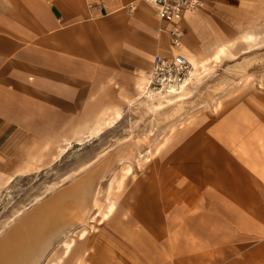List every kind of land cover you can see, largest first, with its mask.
<instances>
[{"label": "crops", "instance_id": "1", "mask_svg": "<svg viewBox=\"0 0 264 264\" xmlns=\"http://www.w3.org/2000/svg\"><path fill=\"white\" fill-rule=\"evenodd\" d=\"M217 1L183 14L177 52L187 60H203L196 11ZM168 27L148 0H0V192L54 164L66 143L79 147L93 123L102 130L137 96L153 57L177 53ZM252 82L242 95L253 103L238 95L217 127L193 135L187 156L127 199L125 220L74 240L75 264H255V240L264 242V78Z\"/></svg>", "mask_w": 264, "mask_h": 264}, {"label": "rangeland", "instance_id": "2", "mask_svg": "<svg viewBox=\"0 0 264 264\" xmlns=\"http://www.w3.org/2000/svg\"><path fill=\"white\" fill-rule=\"evenodd\" d=\"M196 12L198 14L195 29H204V35L196 31L197 42L204 48V51L198 53L201 59H209L221 45L225 52L217 64L207 66L209 71L200 80L195 93L177 104L162 101L161 108L156 111L152 106L158 102L148 100L143 95L136 96L134 89V94L128 95V100L122 101V110L112 125L105 124L100 132L93 133V124L85 135L80 137L82 141H76L79 147L67 151L70 144L66 143L58 150L56 162L42 172L38 171L34 176L9 183L7 181L5 189L0 192V236L12 228L22 214L30 213L35 206L47 202L53 193L67 189L72 182L76 184L77 179L74 178L82 173L75 174L74 171L83 164L100 156L102 157L98 162L103 158L107 159L112 150H124L128 152L130 174L123 178L120 185L114 181L113 190H110L109 195L105 189L111 177L110 174L105 176L102 179L104 182L100 181L102 189L98 197V207L87 215L84 223L78 224L76 221V227L68 228L64 237L55 239L39 263L49 264L59 259V264H75L71 257L77 246L73 242L80 230L85 231L82 237L92 236L102 233L109 222L125 220L127 199L137 194L141 184L151 180L157 171L170 169V164L174 163L173 159L187 156L190 148L185 145L189 144L187 142L193 139V135H206L211 127H217L224 116L238 104V95L253 103L251 93H242L253 90L252 74L264 78V0H218L206 10ZM247 35H252L253 40H245ZM136 88L139 93L138 83ZM185 119L188 122L177 127ZM173 126L172 133L163 140L162 137ZM159 142L163 144L161 143L158 152L154 153V144ZM62 154L63 157L57 159ZM93 165L96 164L90 165L89 168ZM111 173L117 181L120 177L119 167L116 165ZM70 178H73L71 182ZM53 185L52 190L44 193L47 187ZM110 198L114 200V212L109 220L98 224L97 220ZM89 216H94L93 220H90ZM66 237L72 239V244L70 255L63 261L61 242ZM255 252V264H264V242L255 240Z\"/></svg>", "mask_w": 264, "mask_h": 264}, {"label": "bare ground", "instance_id": "3", "mask_svg": "<svg viewBox=\"0 0 264 264\" xmlns=\"http://www.w3.org/2000/svg\"><path fill=\"white\" fill-rule=\"evenodd\" d=\"M245 40L250 42L253 40V36L247 35ZM223 54L224 50L218 48L217 51L210 55L209 59L197 60L196 58H189V60H187L191 67L189 77L184 84L178 87L168 86L162 87L161 89H154L151 84H149L146 75H143L142 77L140 76L137 81L138 95H143L151 101L156 100L158 104L152 106L156 111L161 108L162 101L170 104L176 102L175 104H177L178 101L187 99L195 93L197 87H199L200 80L209 71V67L207 66L210 64L212 66L217 64ZM118 117L119 111L113 110L112 117L106 118V120L103 121V124L111 125L113 121L118 119ZM185 122H188L187 119L180 122L177 127ZM93 124L95 125V129L92 132L96 133L100 130V126L98 122ZM173 130L174 126L166 132L167 134L164 135V137H162L164 138L163 140H166L167 135L171 134ZM84 135L85 133L82 136ZM81 139L82 138L76 141L81 142ZM161 143L162 142H159L158 144L156 143L154 144L155 146L152 144L155 149L154 153L158 152ZM109 154L110 155L107 159L103 158V160L98 162L102 157L100 156L99 158H94L92 161L89 160L90 162L83 164V166L74 171L75 174L82 173H80V176L74 178L77 179L76 184H73L72 182V185L69 187L66 186L67 189L65 188V190L60 191L57 194L53 193L50 200L47 202L35 206L30 213L22 214V217H18L16 224H13L12 228H10L4 235L2 234L0 236V264H39L47 254L55 239H58L61 236L64 237L65 234L68 233V228L73 226L76 227V221L78 224L84 223V219L87 215L92 213V210L95 207H98V197L102 189L100 181L110 174L111 179L105 189L107 195H109L110 190H113L112 185L114 184V181L117 185H120L123 178L130 174L131 168L128 163V152L126 153L124 150L120 149L115 151L112 150ZM94 163L96 165H93L90 169L89 166ZM116 165L119 167L120 173V177L117 178V181L114 178L115 175H112L113 173H111L112 168ZM71 179L73 178H70L69 181ZM53 188L54 185L52 187H47L44 193ZM114 208V200L110 198L104 212L97 220L98 224L107 220L114 212ZM93 218L94 216L90 217V220H93ZM84 232L85 231L80 230L78 237L82 238ZM66 238L63 241L61 240L63 255L67 254L72 244V239ZM49 264H59V259L49 262Z\"/></svg>", "mask_w": 264, "mask_h": 264}, {"label": "built area", "instance_id": "4", "mask_svg": "<svg viewBox=\"0 0 264 264\" xmlns=\"http://www.w3.org/2000/svg\"><path fill=\"white\" fill-rule=\"evenodd\" d=\"M114 2L116 0H106ZM203 0H148L154 10L157 19L169 25L166 30L170 47L178 51L182 42L180 21L187 11L199 9L203 6ZM148 73L149 84L154 89L174 86L178 87L186 82L190 74V64L179 52L165 56H154Z\"/></svg>", "mask_w": 264, "mask_h": 264}]
</instances>
